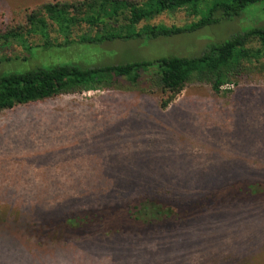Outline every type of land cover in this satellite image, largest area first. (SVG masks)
<instances>
[{
    "label": "rangeland",
    "instance_id": "374dc122",
    "mask_svg": "<svg viewBox=\"0 0 264 264\" xmlns=\"http://www.w3.org/2000/svg\"><path fill=\"white\" fill-rule=\"evenodd\" d=\"M46 1L51 0H0V27L22 23L27 12ZM257 18L264 25V14ZM197 19L182 10L141 22L135 30L181 27ZM239 28L224 23L150 41L75 43L33 50V57L11 43L0 48V74L65 61L100 65L193 57ZM100 32L81 26L73 39ZM30 43L42 42L36 37ZM144 87L59 95L0 112V210L16 214L9 221L0 216V227L19 233L25 243L0 234V264H264V186L262 203H244L239 194L228 197L236 203H215L172 234L161 235L159 249L155 235L143 241L146 253L123 239H108L106 229L65 244L43 239L32 232L40 216L24 224L17 215L82 207L150 186L172 188L188 198L233 180L264 179V73L228 82L219 94L206 84L190 83L166 109L160 107L159 90Z\"/></svg>",
    "mask_w": 264,
    "mask_h": 264
},
{
    "label": "trees",
    "instance_id": "16d2710c",
    "mask_svg": "<svg viewBox=\"0 0 264 264\" xmlns=\"http://www.w3.org/2000/svg\"><path fill=\"white\" fill-rule=\"evenodd\" d=\"M182 10L191 17L198 16L197 21L181 27L153 26L135 30V26L141 22ZM257 14H264V0L46 1L27 12L22 23L5 29L0 27V48L17 43L33 57V50L47 52L75 43L99 46L117 40L150 41L224 23H237L240 28L221 42L208 43L200 55L193 57L166 56L151 61L100 65L65 61L0 74V112L59 95L121 90L126 87L135 90L142 85L148 91L159 90L162 109H166L193 82L206 84L213 93L219 94L228 82L253 72L264 73V25H260L262 20L257 18ZM81 26L101 32L93 38L80 37L76 42L73 39L74 31ZM53 32L58 35L54 40L51 37ZM36 37L41 44L30 43ZM235 181L227 182L217 190L212 187L195 197L187 198L172 188L150 186L133 189L132 193H125L121 197L115 195L113 200L82 207L73 204L77 206L17 215L24 224L36 215L40 216L42 220L35 222L38 230L32 232L43 239L53 238L65 244L73 239H83L73 238L82 237V233L106 229L108 239H123L146 253L148 250L141 244L143 241L155 235L159 249L161 235L172 234L186 221L205 213L216 204L232 202L227 200L228 197L239 194L246 199L244 203H262L264 179L250 177ZM175 202L177 204H173ZM0 216H4L3 221H9V217L15 218L16 214H11L10 210H0ZM0 234L15 237L17 239L11 241L25 245L19 233L0 227ZM230 263L235 264L234 260Z\"/></svg>",
    "mask_w": 264,
    "mask_h": 264
}]
</instances>
